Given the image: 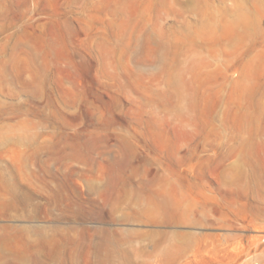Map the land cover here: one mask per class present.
I'll return each instance as SVG.
<instances>
[{
  "label": "rangeland",
  "instance_id": "1",
  "mask_svg": "<svg viewBox=\"0 0 264 264\" xmlns=\"http://www.w3.org/2000/svg\"><path fill=\"white\" fill-rule=\"evenodd\" d=\"M0 264H264V0H0Z\"/></svg>",
  "mask_w": 264,
  "mask_h": 264
}]
</instances>
